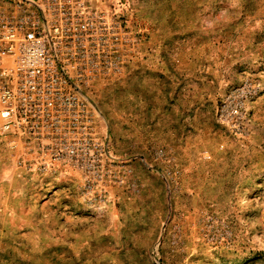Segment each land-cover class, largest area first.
Returning <instances> with one entry per match:
<instances>
[{"label":"rangeland","instance_id":"rangeland-1","mask_svg":"<svg viewBox=\"0 0 264 264\" xmlns=\"http://www.w3.org/2000/svg\"><path fill=\"white\" fill-rule=\"evenodd\" d=\"M140 43L87 89L102 184L0 134V264H264V0H103ZM250 79L251 122H218ZM1 82V81H0Z\"/></svg>","mask_w":264,"mask_h":264},{"label":"built area","instance_id":"built-area-1","mask_svg":"<svg viewBox=\"0 0 264 264\" xmlns=\"http://www.w3.org/2000/svg\"><path fill=\"white\" fill-rule=\"evenodd\" d=\"M0 1L16 9L6 14L0 6V134L40 170L69 163L85 173L86 187L102 184L107 149L87 89L103 74L122 73L140 35L117 12L93 5L103 0ZM258 91L250 79L227 89L218 122L243 133Z\"/></svg>","mask_w":264,"mask_h":264},{"label":"crops","instance_id":"crops-1","mask_svg":"<svg viewBox=\"0 0 264 264\" xmlns=\"http://www.w3.org/2000/svg\"><path fill=\"white\" fill-rule=\"evenodd\" d=\"M0 6H1L2 11L6 14L13 13L16 10L12 3L9 4L5 1H0Z\"/></svg>","mask_w":264,"mask_h":264}]
</instances>
